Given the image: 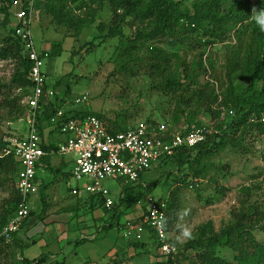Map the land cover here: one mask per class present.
Listing matches in <instances>:
<instances>
[{"label": "rangeland", "instance_id": "374dc122", "mask_svg": "<svg viewBox=\"0 0 264 264\" xmlns=\"http://www.w3.org/2000/svg\"><path fill=\"white\" fill-rule=\"evenodd\" d=\"M18 1L22 2L21 0L16 2ZM237 2L240 4L242 0L230 1L233 5ZM195 3L197 2L193 0L185 1L183 8L193 14ZM5 4L7 5L5 0H0V7ZM42 6V0H35L31 15L32 36L37 50L42 52L52 50L53 45L60 42L63 45L61 55L45 58L43 71L47 75L46 85H54L60 79L64 80L61 84L67 100L64 110L69 115H75V113L101 115L109 127L117 124L119 127L122 125L121 128H123L124 126H135L141 122H149L164 124L168 129L172 128V132L191 129L197 123L189 124L185 117L181 118L177 125L171 124L179 96L186 93L189 96L191 92L182 90L171 93L165 82L169 76L177 75L184 78L185 73L191 70L196 71L198 84L202 85L207 80L213 82L212 86L215 87L216 94L219 95L218 103L215 106L218 110V107H224L228 111L233 109L230 105L226 107L223 104L225 96L230 94L228 66L234 61L231 56L233 50L238 55L236 63L241 65L242 61L245 62L243 58L246 53L245 47H247L252 28L257 26L254 21L249 20L250 26L246 34H243L241 42L238 39L241 34L238 33L237 37L234 32H231L223 42L216 41V44L204 48L198 43L201 36L197 35L192 39L186 38V47L181 50L171 49L161 41H154L151 44L142 42L134 48L132 47L133 43L128 42L126 38L132 37L136 26L143 29L139 23L136 26L130 25L125 28L123 40L107 39L106 33H102L98 29L100 24H109L110 11L107 4H104L103 7L95 6L96 14L93 18L95 17L96 22L79 36V42L71 39L72 37L68 34L66 37L63 28L56 26L51 16L45 14L44 11L41 12ZM83 12L76 11L75 13L82 14ZM19 14L20 9L13 5L12 23L15 25L18 24ZM7 34L5 28L0 30V44ZM231 44L236 46L231 47ZM153 45L164 50L165 58H154L149 53V47ZM129 47L133 49L128 55L126 50ZM205 51L204 58L210 62L207 63L211 71L208 74L200 72L196 65L200 62ZM128 59H132L131 62H127ZM16 70L15 62L0 61V141L5 142L13 137L25 136L27 130L26 119L23 116L18 115L16 110H13L11 114V109L7 110L3 107L5 104L7 105L6 100H16L22 96L24 98L27 94L25 90L10 88L11 79ZM231 81L236 89H240L241 84L244 85V89L250 86L249 81L241 79L240 71L234 74ZM181 82L185 84L186 80L182 79ZM82 95H87L88 101L76 104L75 100ZM23 101H16V103L23 105ZM197 122L200 125L214 124L213 116L208 114L199 116ZM231 122V119L226 120V125L228 126ZM54 135L53 137L56 139L63 137L59 133ZM60 159L63 158L53 157L51 163L55 164ZM204 162L207 166V179H198L197 183L192 182L193 175L185 177V174H192L187 168L179 171L177 164L164 165V161L153 165L141 178L142 183H145L148 188L140 187L145 194L140 202V210L135 211L132 208L125 214H117L116 226L103 230L104 232L101 234L98 231L97 236L109 233L114 237L110 242H114L117 248L127 246L135 249L137 242L126 240L123 237L122 228L127 221L136 220L147 210L149 197L165 200L174 194V200L179 207L180 222L178 232L169 235L171 239L176 238L180 244H186L191 238L196 237L198 229L203 226L212 225L215 232H220L232 223V214L243 208L242 203H245V206L249 203V205L259 208L261 213L264 212V140L257 141L253 137H246L241 148H233L228 145L225 149H219L212 156L207 157ZM45 163L47 164V162ZM61 176L60 173H52L50 167L39 169V183H44L46 190L43 188L30 199L31 208L35 214H40L43 210V196L46 197L48 205L46 210L58 209L57 205L53 203L54 190H59L60 197L72 199L69 184L76 186L77 183L71 177L68 182L62 180ZM181 178L187 182L186 185L177 181ZM105 185L111 190L114 199L118 201L120 192L124 188L121 183L107 181ZM138 192H141L138 188L130 191L131 194ZM8 196V192L0 189V210ZM78 207L75 217L84 220L82 222H87V219L92 220L90 223H94V231L98 230V225L105 222V217L113 213V211L104 210L97 205L93 206L87 199L80 200ZM98 210H101V213L103 212L101 215L104 216L95 221L92 214ZM186 231L189 233L187 236L184 235ZM31 235V231L24 234L31 243L39 237H31ZM43 235L45 239L48 238L46 232ZM74 235L79 238L78 232ZM146 237L143 241L148 243L146 251H143L146 253L139 252L141 249H137L133 251L130 258H128V254L120 255L117 264H167V258L157 257L158 253L153 244L155 239L150 238L152 236L149 234H146ZM256 238L264 243V230H258ZM96 246L101 248L97 250L100 257L106 249L101 245ZM191 254L189 253V255ZM221 254L230 257V253L224 248H222ZM82 261L83 263L89 262L86 260L85 251L82 252Z\"/></svg>", "mask_w": 264, "mask_h": 264}, {"label": "trees", "instance_id": "16d2710c", "mask_svg": "<svg viewBox=\"0 0 264 264\" xmlns=\"http://www.w3.org/2000/svg\"><path fill=\"white\" fill-rule=\"evenodd\" d=\"M5 1L7 5L5 4L0 7V30L5 28L8 34L1 40L0 61H13L16 63L17 70L11 79L10 88L25 90L27 94L24 98L22 96L16 100H6L7 105L5 104L3 107L7 110L11 109V114L13 110H16L18 115L26 119L27 109L25 105L17 104L16 101L21 102V100L32 94L33 84L29 79V73L33 63L29 61L25 54V43L17 35V29L22 27L21 24L15 25L12 23V6L15 0ZM42 1L41 12L44 11L45 14L51 16L53 23L63 28L65 36H71V39H74L76 42L83 31L96 22L95 17L93 18L96 14L95 6L103 7L104 4H107L110 11L109 24H100L98 26L100 32L106 33L105 37L107 39L118 38L119 40H123L125 28L130 25L136 26L139 23L143 26V29L140 26H136L132 37L126 38L128 42L133 43L132 47L136 48V45L142 42L151 44L154 41H161L171 49L178 48L180 50L186 47V38L192 39L195 35L201 36L198 43L202 48L214 45L217 43L216 41L223 42L231 32H234L237 37L238 33L241 34L238 39L240 42L243 41L242 36L246 34L250 26L248 23L250 22L252 7H264V0H242V3L238 4L237 2L234 5L230 3L232 0H193L197 3L194 4V13L191 14L183 8L185 1L190 0ZM27 5L28 3L25 4V8ZM76 11L84 12L76 14ZM230 46L235 47L236 45L233 46L231 44ZM132 49L129 47L126 50V54L129 55ZM245 49L246 53L243 56L245 62L242 61L241 65L236 63L237 52L233 50L231 54L234 61L228 66L230 94L225 96L223 104L226 107L230 105L233 108L231 111L235 115H228L223 121L221 120L220 110L215 107L218 103L219 95L216 94L211 80H207L204 84L200 85L197 81L196 71L191 70L185 73L186 76L184 78L177 75L169 76L165 81L169 92L176 93L183 90L191 92L192 95L187 96L186 93L179 96L171 124L177 125L180 119L185 117L189 124L197 123L194 126L201 127L202 125L197 122V119L199 116L208 114L211 117L213 116V123L217 128V133L210 136L206 142L192 149L181 148L173 157L160 161H164V165L177 164L179 171L187 168L192 174H185V177L193 175L192 182L197 183L198 179H207V166L204 160L216 153L217 150L225 149L228 145H231L233 148H241L243 141L249 136L257 141L264 140V124L252 121L264 114V31H261L258 26L252 28ZM62 51L63 45L60 42L52 50L43 53L48 54V56H59ZM149 53L154 58H165L164 50L158 46H150ZM205 53L206 51L202 55L200 62L196 65L200 72L208 74L211 71L207 66L209 60L207 62L204 58ZM131 60L128 59L127 62H131ZM211 66L213 68L212 63ZM238 71L241 72L242 80L250 82L248 88L244 89V85L242 84L240 89L235 88L231 80ZM182 79L186 80L185 84L181 82ZM46 86L48 87V85ZM62 108L61 106L57 108L55 105L41 107L40 112L42 114L38 120L40 127L45 121H50L55 116L57 109ZM64 111L65 116L69 119L97 116L103 121V116L101 115L93 113H75V115H69L66 110ZM228 119H231L232 122L227 126L226 120ZM115 125L119 127L117 124ZM127 128L124 126L120 129V132L125 131ZM171 129H169L170 132H172ZM109 130L113 133L117 132L116 130ZM54 133L58 134L56 131L52 132L51 135ZM41 135L43 136V129H41ZM23 138L24 136H20L10 138L6 142L0 141V154L3 152L0 156V189L9 193L0 210V233L17 213L21 201V195L18 190V180L21 175L20 163L12 154L4 156V153L6 150L12 148V139ZM56 142L59 144L58 141ZM56 142L47 143L44 145V149L46 151L57 149ZM45 159H49V157L44 158L43 161ZM177 181H180L184 185L187 184L182 178ZM130 190L132 189L125 191V198L123 200L119 199L116 206L111 210L113 211V216L117 217V214H125L140 204L145 197L143 189L139 188L138 190L141 192L137 194H131ZM87 200L93 206L97 205L105 209L102 201L95 200L93 197ZM42 201V212L35 214L31 210L28 221L31 217H37L41 221L46 218L45 213L48 205L45 196H43ZM165 201L168 205L166 229L169 234L177 233L179 230L180 213L179 207L174 200V194L172 197L170 196V198L165 199ZM242 206L241 210L235 211L232 214V223L220 232H215L214 227L208 225L200 227L196 237L191 238L186 244H180L176 238H172L170 242L179 248V252L176 256L169 257L167 264H264V243L258 241L256 238V232L260 229L264 230V212L261 213L259 208L249 205V203L246 206L245 203H242ZM26 224L22 227V230L26 227ZM113 227L114 223H111L109 228L105 229L108 230ZM19 233L13 235L12 243L0 244V264H43L45 261L43 258L32 261L20 258V261H16L17 255L16 251L13 250V243L25 242L23 241L25 239L21 241L17 239ZM153 244L155 247H158L155 240ZM147 246L148 243L137 242L135 248L146 251ZM23 247H21L22 252ZM222 248L228 250L230 257L221 254ZM189 253L192 254L189 255Z\"/></svg>", "mask_w": 264, "mask_h": 264}, {"label": "built area", "instance_id": "2783aa9c", "mask_svg": "<svg viewBox=\"0 0 264 264\" xmlns=\"http://www.w3.org/2000/svg\"><path fill=\"white\" fill-rule=\"evenodd\" d=\"M17 1V0H16ZM13 2L15 8L20 9L18 23L22 27L17 29V35L25 43V54L33 63L29 79L33 84L32 94L23 101L27 109V130L23 139H12V148L5 151L4 156L12 154L20 163L21 175L18 180V190L21 195L19 208L15 216L0 233V244L12 243L13 235L21 232L29 219L32 210L30 199L39 192L36 183L37 169L46 157H70L73 165L71 178L77 183L71 188L74 197L100 200L106 210L111 211L117 203L112 192L105 185L107 181L121 183L124 187L141 184V178L153 165L173 157L181 148L192 149L206 142L217 133L215 124L193 126L187 131L170 132L164 124L141 122L129 126L125 131L113 133L104 121L97 116L82 119L68 118L63 109H57L54 117L49 121L51 132H58L64 140L57 145V149L46 151V141L41 135L39 117L41 107L60 105L56 99L55 90L46 86V75L43 71L45 58L48 54L37 50L31 31V15L35 0H21ZM28 5L25 8V4ZM88 101L86 95L77 98L76 104ZM221 120L228 115L234 116L233 111L224 107L219 108ZM264 124V114L252 120ZM147 188L146 185H142ZM119 198H125L121 190ZM167 202L147 199V210L136 220L127 221L123 228V237L134 242H143L145 235L154 238L157 246V257L169 258L176 256L179 248L170 242L171 238L166 229ZM31 231V237L34 236ZM41 232V231H40ZM38 233V232H37Z\"/></svg>", "mask_w": 264, "mask_h": 264}, {"label": "crops", "instance_id": "0c3cea01", "mask_svg": "<svg viewBox=\"0 0 264 264\" xmlns=\"http://www.w3.org/2000/svg\"><path fill=\"white\" fill-rule=\"evenodd\" d=\"M63 81L64 80L60 79V81H58L54 85H48V88L55 90L58 97L57 100L58 102H60V105L57 106V108L61 106L63 107L62 109L64 110V106L67 103L66 102L67 100L65 99L64 96L65 90H63L61 87ZM41 126L43 129V138L46 141V143L51 144V142H56V141L61 143L63 141V137L57 139L56 137L55 138L53 137L55 136L54 134L56 133L51 135L52 132L49 128V121H45L43 124H41ZM121 127L122 125H120V127H117L116 125H112L111 127L108 126L109 129L116 130L117 132H120ZM51 158L53 157L49 156V159H45L38 166L36 183L39 187V191H42L43 188L44 190H46V185L44 183L43 184L39 183L38 171L40 168L50 167L52 169V173L57 172L58 174L59 173L62 174L61 176L62 180L68 182V180L70 179L71 176L70 170H72V165H73L72 159L70 157H63V159H60L56 161L55 164H52ZM45 162H47V164ZM65 175L67 176L66 178ZM144 184L145 183H142L141 181V184L137 186L124 187L122 184L121 185L124 187L122 190L125 192L126 190L129 189L132 190L135 188L139 189L140 187H143L142 185ZM69 186L71 191V188L73 186H71L70 184ZM146 187L148 188L147 185ZM52 195L54 198L53 203L57 205L58 209L46 210L45 213L46 218L43 221L39 220L37 217L30 218V220L26 224V227L22 230V232H20L17 235V239H19V241L25 239L23 241H25L26 243L25 242H20L18 244L13 243L14 246L13 250L16 251V255H17L16 261L18 260L20 261V258H25L29 261L43 258V260H45L43 264H117V261L119 262L120 255L128 254V258H130V256L133 254V251L137 250L136 248L134 249L127 246L120 249L117 248L114 242H110V240L113 239L114 237L109 233L103 236L102 235L97 236L98 231H100V234L103 233L104 232L103 230H105V228H109V225L111 223H114V227L116 226L117 217L113 216V213L110 214V216L105 217V222L98 225V230L94 231L93 230L94 223L93 224L90 223L92 222V220L87 219L86 220L87 222H82L84 220H79L75 217V213L77 215V210L79 209L78 206L80 200H86L88 198L74 197L71 193L70 197L72 199H64L63 197H60V192L58 189L54 190ZM139 207L140 204L136 205L134 207V210L135 211L140 210ZM102 213L101 210L100 211L98 210L92 214L93 215L92 218L96 221L97 219H100L101 217L104 216L101 215ZM34 230H35L34 236H39V237L33 240V242L31 243L30 241L26 240L23 234L25 232H30ZM45 232L46 234H48L47 239H45L43 235ZM76 232H78L79 238L75 237L76 235L74 234ZM96 245H101L102 247L104 246L106 249V251L103 252V254L100 257L97 250L101 248ZM21 247L24 248L23 252L21 250ZM84 251H85L86 260L87 261L89 260L88 263L86 262L83 263L82 261V252ZM139 252H143V251L139 250ZM80 258L81 260L79 261Z\"/></svg>", "mask_w": 264, "mask_h": 264}, {"label": "clouds", "instance_id": "9594fccd", "mask_svg": "<svg viewBox=\"0 0 264 264\" xmlns=\"http://www.w3.org/2000/svg\"><path fill=\"white\" fill-rule=\"evenodd\" d=\"M250 21H254L255 24L260 28L261 31H264V7H254L250 16ZM185 236L189 235L186 231Z\"/></svg>", "mask_w": 264, "mask_h": 264}]
</instances>
